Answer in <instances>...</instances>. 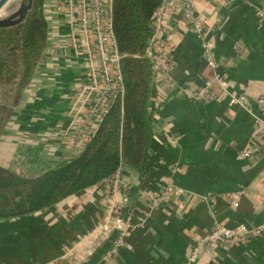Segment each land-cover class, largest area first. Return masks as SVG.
I'll list each match as a JSON object with an SVG mask.
<instances>
[{"label": "crops", "instance_id": "0c3cea01", "mask_svg": "<svg viewBox=\"0 0 264 264\" xmlns=\"http://www.w3.org/2000/svg\"><path fill=\"white\" fill-rule=\"evenodd\" d=\"M258 6V0H195L197 16L214 28V55L226 89L215 80L190 19L170 9L160 38L161 46H170V75L151 82L148 110L155 122L146 171L141 176L125 164L122 188L114 195L96 184L45 210L0 220V264H189L192 246L215 225H263L264 144L253 115L231 101L264 96V19ZM55 54L54 47L43 67H36L0 137V166L22 176L63 166L85 148L66 133L85 69L69 61L72 53ZM206 81L215 101L182 95L181 87L196 90ZM166 182L184 194L150 207L149 198ZM236 190L244 194L235 208L218 197ZM127 216L131 235L110 254L118 232L92 233L107 219ZM142 216L146 222L140 225ZM194 264H264V236L219 244Z\"/></svg>", "mask_w": 264, "mask_h": 264}, {"label": "trees", "instance_id": "16d2710c", "mask_svg": "<svg viewBox=\"0 0 264 264\" xmlns=\"http://www.w3.org/2000/svg\"><path fill=\"white\" fill-rule=\"evenodd\" d=\"M44 3L45 0H33L21 22L0 27V86L10 84L4 81L8 72H12V78L20 76L6 93L9 103H0V137L47 47L49 25ZM159 3L160 0H114V33L122 54L125 84L123 99L113 104L81 154L67 164L36 177L0 166V220L50 208L100 184L120 165L127 164L141 176L144 174L155 122L148 110L152 73L146 50L149 24ZM20 68L21 75L17 72Z\"/></svg>", "mask_w": 264, "mask_h": 264}, {"label": "built area", "instance_id": "2783aa9c", "mask_svg": "<svg viewBox=\"0 0 264 264\" xmlns=\"http://www.w3.org/2000/svg\"><path fill=\"white\" fill-rule=\"evenodd\" d=\"M234 1V0H232ZM114 0H45L43 11L49 25L47 47L44 51L49 56L55 47L57 57L62 51L72 53L71 61L83 67L85 72L75 90L71 107V122L66 127V133L80 143L83 147L92 139L103 118L109 113L113 104L123 99L125 84L122 74L121 59L118 43L114 33L113 22ZM263 5L256 8L257 15L264 19V0H258ZM183 13L190 19L193 32L201 41L204 58L214 70L215 80L226 89L227 84L214 55L212 36L214 28L206 24L196 14L195 0H160L150 22V36L146 50L149 60L152 79L162 77L169 79L170 59L167 55L170 46H161V36L165 32V23L169 10ZM59 49H57V47ZM182 95L195 101L213 102L216 96L212 91L210 81H206L198 89L188 86L181 87ZM232 103L247 109L254 117L257 139L264 144V96L252 98L248 95L233 97ZM253 106L257 112H253ZM159 164L165 165L174 171L175 166L163 160ZM123 165L100 184L108 187L112 195L120 191L123 185ZM184 194L181 187L166 182L159 194L149 198V206L158 207L169 196ZM244 190L229 191L218 194L219 198L227 200L233 208L237 207ZM131 216L115 220H105L100 223L92 235L99 236L103 232L114 228L117 238L110 248V254L125 245L134 228ZM139 224L146 222V217L138 218ZM264 236V224L249 226L239 223L234 227L217 224L192 246L189 264H194L202 253H211L219 244H231L239 240L259 238Z\"/></svg>", "mask_w": 264, "mask_h": 264}, {"label": "rangeland", "instance_id": "374dc122", "mask_svg": "<svg viewBox=\"0 0 264 264\" xmlns=\"http://www.w3.org/2000/svg\"><path fill=\"white\" fill-rule=\"evenodd\" d=\"M22 1L23 0H9L7 2V4L0 11V19L6 18V17L10 16L11 14H13L15 11H17L18 8H19V6H20V4L22 3ZM45 55H46V53L45 54L44 53L42 54V57H41L40 61L38 62V64L36 65V67H38L39 65H40V67H43V64H44V58L43 57ZM17 72H18L19 75H21L22 74V68L18 69ZM5 79L7 80V82L9 81L10 84H12V86L10 84H6V85L4 84V85H1L0 86V103L1 104H7V103H9L10 98L8 99V96L6 95V93L8 91H10L11 88L13 89V87H14V85H13L14 81L16 83H18V80L20 79V76H17L16 78H12V72L11 73L8 72L6 74V76L4 77V81H5ZM15 89H16V87L12 91V94L11 95H14ZM10 120H9V122H10ZM9 122L6 123L5 127L9 124Z\"/></svg>", "mask_w": 264, "mask_h": 264}, {"label": "water", "instance_id": "95a60500", "mask_svg": "<svg viewBox=\"0 0 264 264\" xmlns=\"http://www.w3.org/2000/svg\"><path fill=\"white\" fill-rule=\"evenodd\" d=\"M9 0H0V11ZM33 0H23L17 11L10 16L0 19V27L11 26L21 22L32 7Z\"/></svg>", "mask_w": 264, "mask_h": 264}]
</instances>
